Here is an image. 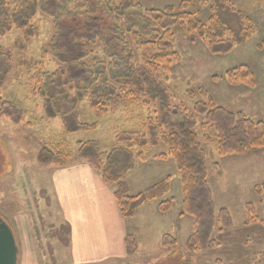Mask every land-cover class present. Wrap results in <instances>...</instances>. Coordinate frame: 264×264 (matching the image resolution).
Here are the masks:
<instances>
[{
    "label": "rangeland",
    "instance_id": "374dc122",
    "mask_svg": "<svg viewBox=\"0 0 264 264\" xmlns=\"http://www.w3.org/2000/svg\"><path fill=\"white\" fill-rule=\"evenodd\" d=\"M15 1L9 0V4L12 6ZM64 1L56 6L55 16L60 15L64 8L69 12L76 10L74 5L64 6L69 0ZM134 1L144 9L162 10L171 7L178 10L181 0ZM204 1L188 3L184 12L194 13L195 18L204 23L210 15L212 0ZM229 1L235 10L249 19L254 28L246 42L234 47L226 55L215 56L208 52L196 35L185 33L182 27H174L173 46L180 55V61L172 66L171 73L158 72L156 76L164 86L171 104L190 114H193L196 103L204 102L233 113H243L254 121H264V0ZM40 4V10L33 21L39 28V36L32 40L26 51L21 53L14 50L8 64L3 65L8 74L0 86V97L21 110L24 120L20 125H15L8 119L0 118V216L9 226L11 219L21 222L20 234L35 232L39 245L48 246L55 253L52 255V260L55 259L53 264H58L55 234L59 220L55 213H47L51 209H46L47 202L42 190L47 192L50 188L46 180L48 171L35 160L38 150L62 141L71 159L77 160V143L92 141L99 144L104 156L103 162H106V158L118 148L114 140L116 134L141 128L149 115L146 109L138 107L119 108L105 117L97 118L84 100L75 104L79 121L96 124V129L92 132L64 133L59 115L72 107L73 99L78 92L83 91L85 82L76 64L54 59L49 47L53 36L58 33L55 30V18L51 17L53 10L47 0H40ZM62 33L63 30L61 36L64 35ZM19 37L20 33L12 31L0 38V48H12ZM43 48L48 49L45 60L41 59ZM71 54L76 55L73 51ZM20 60L37 62L44 72L55 74L46 94H29L32 89L29 84L30 74L16 65ZM88 60L83 64L93 67L95 61L87 63ZM239 66L247 67L252 73V87L228 84L227 72ZM48 99L56 112L54 118L45 116L44 104ZM196 120L198 125L195 132L206 151L207 181L212 201L216 211L227 210L232 221L231 227L220 231L221 226L217 223L211 238L218 242V246L197 253L189 252L186 247L188 237L196 227L193 218L181 215L178 170L170 157H157L167 154L165 146L160 144L156 148L149 147L144 151L145 160L136 159L133 170L125 177L129 193L136 195L167 178L169 191L160 200L145 203L135 219H132L133 226H130L139 228L134 256L103 264H256L259 256L264 253V226L260 222L264 220V148L243 155L219 157L213 131L201 127V118L196 116ZM132 153L135 155L137 150L134 149ZM114 159L115 163L121 162L119 156ZM159 202H169L170 210L160 213ZM249 205L258 218V221L251 224H247L246 216ZM26 220L28 225L33 224L29 230L23 224ZM164 235L175 238L176 246L163 247L161 239ZM18 264L25 262L20 259ZM45 264L52 263L47 260Z\"/></svg>",
    "mask_w": 264,
    "mask_h": 264
},
{
    "label": "trees",
    "instance_id": "16d2710c",
    "mask_svg": "<svg viewBox=\"0 0 264 264\" xmlns=\"http://www.w3.org/2000/svg\"><path fill=\"white\" fill-rule=\"evenodd\" d=\"M61 1L65 2L47 0L52 7L51 17L55 18V30L58 32L53 36L50 52L56 61L76 64L85 82L83 91L73 99L72 107L59 115L64 133L92 132L96 129V124L79 121L75 104L84 100L97 118L119 108L138 107L146 109L149 115L141 128L116 134L114 140L118 148L106 158V162H103L99 144L92 141L77 143V158L96 171L106 185L114 187L113 197L119 213L122 218L130 219L139 207L160 200L169 191L168 178L136 195L129 193L125 182L135 160L144 161L147 148L162 144L167 154L157 157H170L174 161L181 185V215L193 218L196 227L188 237L187 250L197 253L217 247L218 242L211 238L217 223L221 231L229 229L232 221L226 209L216 211L214 207L207 181L206 151L195 132L198 125L196 116L201 118L202 128L213 131L219 157L263 149L264 121H254L243 113H233L204 102L196 103L193 114H190L171 104L156 73L169 74L172 66L180 61V55L173 46L174 27H182L185 33L196 35L210 54L218 56L226 55L246 42L254 31L249 19L235 10L229 0H212L210 15L204 23L198 21L194 13L184 12L188 3L194 0H181L178 10L171 7L144 9L134 0H69L64 6L74 5L76 10L69 12L64 8L60 15L55 16L56 6ZM40 5V0H16L12 6L9 0H0V38L12 31L20 33L12 48H0V86L8 74L3 65L8 64L13 51H26L32 40L39 36V28L33 21ZM71 51L76 55H72ZM47 54L48 49L43 48L41 59L45 60ZM88 58L87 63L95 61L93 67L83 64ZM16 65L30 74V95L48 92L47 87L55 74L44 72L33 61L20 60ZM31 70L35 72L30 73ZM226 76L230 85H254V77L245 66L228 71ZM51 107L50 100H45L47 118L56 117ZM0 118L20 125L24 114L0 97ZM134 149L137 150L135 155L132 153ZM114 156H119L121 162L115 163ZM35 158L42 167L62 168L71 160V154L65 142L61 141L43 146ZM170 207L169 202L158 203L160 213L168 212ZM246 214L247 224L258 221L251 205L247 207ZM260 222L264 226V220ZM161 244L163 247H174L176 239L164 235ZM125 249L127 256L135 254L137 242L133 236H126ZM256 264H264V253Z\"/></svg>",
    "mask_w": 264,
    "mask_h": 264
},
{
    "label": "crops",
    "instance_id": "0c3cea01",
    "mask_svg": "<svg viewBox=\"0 0 264 264\" xmlns=\"http://www.w3.org/2000/svg\"><path fill=\"white\" fill-rule=\"evenodd\" d=\"M45 169L50 188L47 192L41 190L46 209H51L47 213H55L59 220L54 249L58 264H103L132 258L134 255H126L125 238L131 235L139 239V228H133L131 221L146 204L136 210L134 217L124 219L114 200L113 186L106 185L85 162L71 159L65 167ZM27 221L23 224L29 230L33 224ZM10 224L18 247L17 263L20 259L25 264H45L47 260L54 263L55 253L39 245L35 232L20 234L21 222L16 219H11Z\"/></svg>",
    "mask_w": 264,
    "mask_h": 264
},
{
    "label": "water",
    "instance_id": "95a60500",
    "mask_svg": "<svg viewBox=\"0 0 264 264\" xmlns=\"http://www.w3.org/2000/svg\"><path fill=\"white\" fill-rule=\"evenodd\" d=\"M18 247L9 225L0 217V264H17Z\"/></svg>",
    "mask_w": 264,
    "mask_h": 264
}]
</instances>
